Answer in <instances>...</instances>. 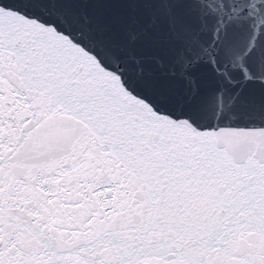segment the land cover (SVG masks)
<instances>
[{
	"label": "snow or ice",
	"instance_id": "obj_1",
	"mask_svg": "<svg viewBox=\"0 0 264 264\" xmlns=\"http://www.w3.org/2000/svg\"><path fill=\"white\" fill-rule=\"evenodd\" d=\"M0 264H264V0H0Z\"/></svg>",
	"mask_w": 264,
	"mask_h": 264
}]
</instances>
